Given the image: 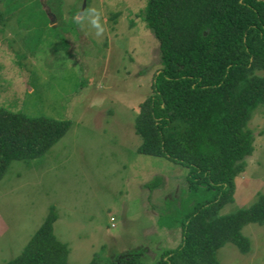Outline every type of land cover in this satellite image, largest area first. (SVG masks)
Instances as JSON below:
<instances>
[{
  "label": "rangeland",
  "instance_id": "rangeland-1",
  "mask_svg": "<svg viewBox=\"0 0 264 264\" xmlns=\"http://www.w3.org/2000/svg\"><path fill=\"white\" fill-rule=\"evenodd\" d=\"M146 3L0 0V107L70 121L45 153L12 160L0 177V264L21 253L49 206L68 264L93 257L107 264L139 249L140 261L152 263L180 242L175 217L202 193L191 192L185 202V168L139 153L133 125L160 67ZM246 127L253 149L235 178L233 201L219 214L264 193V105L253 109ZM156 176L160 183L150 190L145 184ZM241 231L247 252L227 241L216 251L220 264H264V224L247 222Z\"/></svg>",
  "mask_w": 264,
  "mask_h": 264
},
{
  "label": "trees",
  "instance_id": "trees-1",
  "mask_svg": "<svg viewBox=\"0 0 264 264\" xmlns=\"http://www.w3.org/2000/svg\"><path fill=\"white\" fill-rule=\"evenodd\" d=\"M144 18L158 42L160 67L134 118L137 151L185 168V202L191 192L202 196L183 203L188 208L175 217L180 242L157 261H140L139 249L107 264H220L216 251L227 241L247 252L244 224H264V193L219 214L233 201L235 178L253 149L251 113L264 105V74H255L264 71V0H147ZM69 124L0 107V177L12 160L45 153ZM159 183L156 176L145 186ZM55 218L49 206L21 253L3 264H68L66 243L52 231ZM87 264L104 263L93 257Z\"/></svg>",
  "mask_w": 264,
  "mask_h": 264
},
{
  "label": "clouds",
  "instance_id": "clouds-1",
  "mask_svg": "<svg viewBox=\"0 0 264 264\" xmlns=\"http://www.w3.org/2000/svg\"><path fill=\"white\" fill-rule=\"evenodd\" d=\"M93 26L96 28V35L99 36L102 34V28L99 26L96 20H93Z\"/></svg>",
  "mask_w": 264,
  "mask_h": 264
},
{
  "label": "crops",
  "instance_id": "crops-1",
  "mask_svg": "<svg viewBox=\"0 0 264 264\" xmlns=\"http://www.w3.org/2000/svg\"><path fill=\"white\" fill-rule=\"evenodd\" d=\"M0 222H2V219L0 218Z\"/></svg>",
  "mask_w": 264,
  "mask_h": 264
}]
</instances>
